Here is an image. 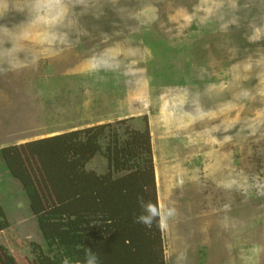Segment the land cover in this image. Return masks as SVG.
<instances>
[{
    "label": "rangeland",
    "instance_id": "1",
    "mask_svg": "<svg viewBox=\"0 0 264 264\" xmlns=\"http://www.w3.org/2000/svg\"><path fill=\"white\" fill-rule=\"evenodd\" d=\"M95 125L123 170H88L152 159L165 264H264V0H0V150L43 182L54 139ZM2 182L0 264L61 262L60 190L49 248L0 154Z\"/></svg>",
    "mask_w": 264,
    "mask_h": 264
},
{
    "label": "trees",
    "instance_id": "2",
    "mask_svg": "<svg viewBox=\"0 0 264 264\" xmlns=\"http://www.w3.org/2000/svg\"><path fill=\"white\" fill-rule=\"evenodd\" d=\"M104 140L101 125L54 139L51 148L56 153L55 159L49 156L50 162L43 160L46 170L44 183L37 175L32 177L26 156L21 155L17 148L4 147L0 154L5 173L20 180L49 248L57 241L45 215L49 199L44 194V184L49 182L53 189L60 190L57 193L52 190L59 201L54 206L59 207L54 217L60 225L68 228V237L66 244H63L65 251L62 261L58 264H65V258L73 261L75 255L84 256V264H165L160 215L153 219L151 226L137 222L139 216L147 215V204L159 208L152 159L146 158L136 171L116 179L112 176L111 168L106 174L88 170V163L98 154L105 153L113 162L111 166L117 172H122L118 149L107 146L106 152H103ZM47 146L48 141L36 148L40 156H43L41 150H47ZM58 157L63 158L62 165ZM55 166H60L61 174ZM66 175L67 180L64 179ZM72 177L73 180H70ZM2 211L0 206V227L8 226ZM47 251L51 252L50 249Z\"/></svg>",
    "mask_w": 264,
    "mask_h": 264
},
{
    "label": "clouds",
    "instance_id": "3",
    "mask_svg": "<svg viewBox=\"0 0 264 264\" xmlns=\"http://www.w3.org/2000/svg\"><path fill=\"white\" fill-rule=\"evenodd\" d=\"M146 212L147 215H141L137 218V222L146 224L148 226H151L153 219L159 215L162 214V210L158 208L156 205H153L151 203L146 205ZM169 214H171L169 212ZM67 264V261L65 262Z\"/></svg>",
    "mask_w": 264,
    "mask_h": 264
}]
</instances>
